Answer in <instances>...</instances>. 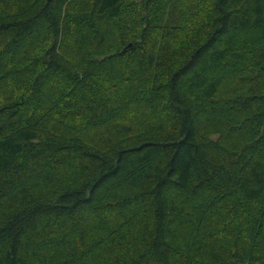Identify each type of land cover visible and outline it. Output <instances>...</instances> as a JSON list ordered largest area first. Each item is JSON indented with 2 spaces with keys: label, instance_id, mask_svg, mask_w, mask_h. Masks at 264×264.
I'll use <instances>...</instances> for the list:
<instances>
[{
  "label": "trees",
  "instance_id": "obj_1",
  "mask_svg": "<svg viewBox=\"0 0 264 264\" xmlns=\"http://www.w3.org/2000/svg\"><path fill=\"white\" fill-rule=\"evenodd\" d=\"M0 264H264V0H0Z\"/></svg>",
  "mask_w": 264,
  "mask_h": 264
}]
</instances>
